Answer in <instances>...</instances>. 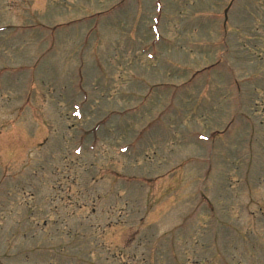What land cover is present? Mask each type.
I'll list each match as a JSON object with an SVG mask.
<instances>
[{
    "label": "rangeland",
    "instance_id": "obj_1",
    "mask_svg": "<svg viewBox=\"0 0 264 264\" xmlns=\"http://www.w3.org/2000/svg\"><path fill=\"white\" fill-rule=\"evenodd\" d=\"M0 264H264V0H0Z\"/></svg>",
    "mask_w": 264,
    "mask_h": 264
}]
</instances>
